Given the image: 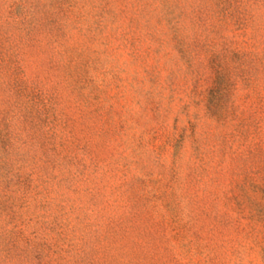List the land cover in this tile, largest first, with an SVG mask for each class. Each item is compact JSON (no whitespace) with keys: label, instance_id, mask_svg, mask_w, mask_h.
Listing matches in <instances>:
<instances>
[{"label":"rangeland","instance_id":"rangeland-1","mask_svg":"<svg viewBox=\"0 0 264 264\" xmlns=\"http://www.w3.org/2000/svg\"><path fill=\"white\" fill-rule=\"evenodd\" d=\"M0 264H264V0H0Z\"/></svg>","mask_w":264,"mask_h":264}]
</instances>
